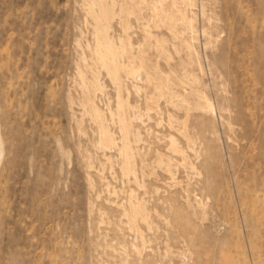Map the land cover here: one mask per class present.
<instances>
[{
    "label": "rangeland",
    "instance_id": "rangeland-1",
    "mask_svg": "<svg viewBox=\"0 0 264 264\" xmlns=\"http://www.w3.org/2000/svg\"><path fill=\"white\" fill-rule=\"evenodd\" d=\"M0 141V264H264V0H0Z\"/></svg>",
    "mask_w": 264,
    "mask_h": 264
},
{
    "label": "bare ground",
    "instance_id": "bare-ground-1",
    "mask_svg": "<svg viewBox=\"0 0 264 264\" xmlns=\"http://www.w3.org/2000/svg\"><path fill=\"white\" fill-rule=\"evenodd\" d=\"M1 142V141H0ZM0 145L2 146V144L0 143ZM2 148V147H1ZM1 151V150H0ZM1 155V154H0Z\"/></svg>",
    "mask_w": 264,
    "mask_h": 264
}]
</instances>
